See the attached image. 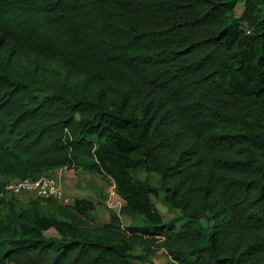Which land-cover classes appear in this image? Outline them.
Returning <instances> with one entry per match:
<instances>
[{
    "label": "trees",
    "instance_id": "16d2710c",
    "mask_svg": "<svg viewBox=\"0 0 264 264\" xmlns=\"http://www.w3.org/2000/svg\"><path fill=\"white\" fill-rule=\"evenodd\" d=\"M243 6L0 0V264H264V0ZM246 56L258 86L229 88ZM61 167L111 177L119 212L4 191Z\"/></svg>",
    "mask_w": 264,
    "mask_h": 264
},
{
    "label": "rangeland",
    "instance_id": "374dc122",
    "mask_svg": "<svg viewBox=\"0 0 264 264\" xmlns=\"http://www.w3.org/2000/svg\"><path fill=\"white\" fill-rule=\"evenodd\" d=\"M234 6V11L236 13V15H239L242 10H243V0H231ZM243 48V46H242ZM247 59L244 60V64L243 67H241L240 69L237 70V72H232L231 71V75H230V79L228 81V86L229 88H236V89H244V90H253L255 89L258 84V68H257V59L253 58V57H249L246 56ZM241 72V73H240ZM250 78H253L252 81H249ZM97 158H93L91 160V162H97V160L100 158V155L97 153L96 154ZM83 174L87 173V178L89 181L88 186L89 189H92V192H89V198L88 195L86 194H82V192L84 190H79L81 187L79 186V188H77V191H75L76 196H84L81 197V201L83 202V200H87L84 202L85 208L87 210L90 211V213L92 215L95 216V213L93 212L94 210V205L95 204H105V198L107 195V190L108 187L110 185L109 179H107L106 177H101V175L98 174H92V173H88V171L85 169L83 170ZM86 175V174H85ZM146 173L144 171H139L136 174L133 175L134 180H143L145 177ZM84 178V175L82 176ZM81 178V179H83ZM138 183V182H137ZM139 185V184H138ZM148 185H152L155 188L158 187V177L155 174H152L149 181H148ZM87 191V190H86ZM161 194L162 191L160 189L155 191V194H150V207L152 209H155L159 212L160 216L163 219H169L172 218L176 215L179 214V209L166 205L165 203H163L161 201ZM10 197L8 194H6V198ZM20 201L26 203V201L19 199ZM31 199H29L28 201H30ZM41 207L39 208L40 212H42L43 214H48L50 215L51 213H53L52 207L48 204L43 203L42 205H40ZM107 208V206H106ZM7 209H3L2 210V214L4 215L6 213ZM121 218L123 220V224L124 226H126V224H128V222H126V220H129V216L126 215H121ZM131 219V218H130ZM139 221V219L137 220ZM23 237V236H21ZM137 250H134V252H136ZM154 260L158 263V264H169L168 262V256L165 253V251L161 250L160 252H158L154 258ZM139 262V261H138ZM140 264H147L145 262H141Z\"/></svg>",
    "mask_w": 264,
    "mask_h": 264
},
{
    "label": "built area",
    "instance_id": "2783aa9c",
    "mask_svg": "<svg viewBox=\"0 0 264 264\" xmlns=\"http://www.w3.org/2000/svg\"><path fill=\"white\" fill-rule=\"evenodd\" d=\"M66 167H61L62 169ZM61 173L55 174L53 171L44 173L37 178H17L9 180L4 191L10 195L22 198L24 195L41 199H53L62 204L72 203L74 197L65 189L61 181ZM110 185L107 190L105 204L108 209L119 212L124 204L122 197L117 193L114 180L109 177Z\"/></svg>",
    "mask_w": 264,
    "mask_h": 264
},
{
    "label": "crops",
    "instance_id": "0c3cea01",
    "mask_svg": "<svg viewBox=\"0 0 264 264\" xmlns=\"http://www.w3.org/2000/svg\"><path fill=\"white\" fill-rule=\"evenodd\" d=\"M59 170L61 173V175H60L61 181H62L65 189L67 190V192L71 196L77 197L75 191H77V188H79V186H80L81 188L79 190H84L82 192V194L88 195L87 198H89V192H92V189H89V187H86L89 184V181L87 178V173L83 174V171L80 168L74 169V168H67V167L63 168V170L62 169H54L52 171L55 174H57V173H59ZM83 175H84V178L82 177ZM81 178H83V179H81ZM80 197H84V196H80ZM29 199H30V197L28 195H24L21 198V200H24V201H28ZM94 213H95V219L97 222L105 223V222L109 221L110 209L106 208V206L104 204H95ZM62 220L64 221V219H62ZM121 220H122V218H121ZM128 221L130 222V220H126V222H128ZM129 222H128V224H129ZM122 224H123V220H122ZM64 228L65 227L62 225H60V226H55V225L54 226H48L43 230V234L46 236H58L59 237L64 232ZM161 250H163V249H160L158 252H160ZM134 263H138V262L134 261Z\"/></svg>",
    "mask_w": 264,
    "mask_h": 264
}]
</instances>
